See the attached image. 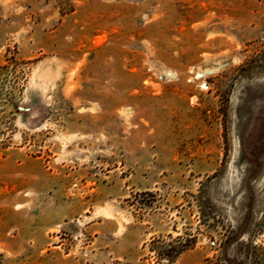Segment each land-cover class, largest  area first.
I'll return each instance as SVG.
<instances>
[{"label": "rangeland", "instance_id": "obj_1", "mask_svg": "<svg viewBox=\"0 0 264 264\" xmlns=\"http://www.w3.org/2000/svg\"><path fill=\"white\" fill-rule=\"evenodd\" d=\"M0 264H264V0H0Z\"/></svg>", "mask_w": 264, "mask_h": 264}, {"label": "trees", "instance_id": "obj_2", "mask_svg": "<svg viewBox=\"0 0 264 264\" xmlns=\"http://www.w3.org/2000/svg\"><path fill=\"white\" fill-rule=\"evenodd\" d=\"M186 249V245L180 244L179 247H171V249L159 253L161 257H167L169 260L175 259Z\"/></svg>", "mask_w": 264, "mask_h": 264}]
</instances>
